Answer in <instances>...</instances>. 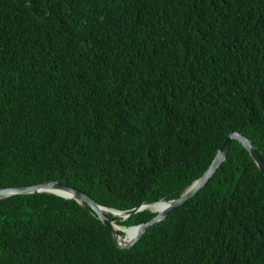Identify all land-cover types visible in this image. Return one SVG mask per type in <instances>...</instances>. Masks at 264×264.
Listing matches in <instances>:
<instances>
[{
	"label": "trees",
	"instance_id": "1",
	"mask_svg": "<svg viewBox=\"0 0 264 264\" xmlns=\"http://www.w3.org/2000/svg\"><path fill=\"white\" fill-rule=\"evenodd\" d=\"M232 131L264 161V0H0V187L176 198ZM0 264H264V174L231 140L128 249L73 199L6 197Z\"/></svg>",
	"mask_w": 264,
	"mask_h": 264
},
{
	"label": "water",
	"instance_id": "2",
	"mask_svg": "<svg viewBox=\"0 0 264 264\" xmlns=\"http://www.w3.org/2000/svg\"><path fill=\"white\" fill-rule=\"evenodd\" d=\"M232 139L237 140L244 147L249 157L254 161L258 169L264 174V161L261 159L250 139L238 131H232L224 139L214 158L203 174L193 180L178 197L171 200H166L164 198L157 200H145L133 208L121 210L101 205L92 199L88 194L71 185L62 183L58 180H50L43 183L26 186L0 187V201L12 195L37 193L52 194L64 199H73L83 208H90L95 213L97 218L105 226L110 228L113 240L119 248H130L135 244V242L140 238L147 228L163 221L171 211L184 205L188 199L192 198L201 188L206 185L207 181L212 177L217 168H219L220 164L225 160L229 151V144ZM151 206H159L160 209L153 211L150 208ZM142 210H149L151 212H155V214L145 222H141L136 225L124 226L126 228H137V233L134 238L126 241L125 237L121 236L118 233V230L114 228L113 220H111L108 216L119 217L121 220H125L127 217Z\"/></svg>",
	"mask_w": 264,
	"mask_h": 264
},
{
	"label": "bare ground",
	"instance_id": "3",
	"mask_svg": "<svg viewBox=\"0 0 264 264\" xmlns=\"http://www.w3.org/2000/svg\"><path fill=\"white\" fill-rule=\"evenodd\" d=\"M153 211H157L160 209L159 206H151L150 207ZM114 223V228L117 229V230H122L124 232V237L126 239V241H129L131 239L134 238V236L136 235L137 233V228L136 227H129V228H126V227H123L121 225H118L116 224L115 222ZM121 224V223H120ZM128 225V224H127Z\"/></svg>",
	"mask_w": 264,
	"mask_h": 264
},
{
	"label": "clouds",
	"instance_id": "4",
	"mask_svg": "<svg viewBox=\"0 0 264 264\" xmlns=\"http://www.w3.org/2000/svg\"><path fill=\"white\" fill-rule=\"evenodd\" d=\"M244 136H245V135H244ZM232 140H234V139H232ZM236 141H237V140H236ZM250 141H251V140H250ZM251 143H252V142H251ZM229 145H230V144H229ZM242 147H243V146H242ZM243 148H244V147H243ZM256 151H257V150H256ZM248 156H249V155H248ZM252 161H253V160H252ZM253 162H254V161H253ZM220 165H221V164H220ZM257 168H258V167H257ZM194 180H195V179H194ZM42 183H43V182H42ZM37 184H38V183H37ZM184 189H185V188H184ZM184 189H183V190H184ZM183 190H182V191H183ZM43 194H44V193H43ZM51 195H52V194H51ZM179 195H180V194H179ZM61 198H62V197H61ZM160 198H164V199H166V200H167V199H169V200L174 199V198H166V197H160ZM160 198H154V199H150V200H157V199H160ZM141 203H142V202H141ZM138 205H139V204H138ZM107 207H108V206H107ZM112 208H114V207H112ZM132 208H133V207H132ZM85 209H90V208H85ZM90 210H91V209H90ZM91 211H92V210H91ZM142 211H143V210H142ZM92 212H93V211H92ZM139 212H140V211H139ZM153 213H155V212H153ZM94 214H95V213H94ZM115 218H118L120 221H124V220H121L119 217H115ZM127 218H128V217H127ZM127 218H126V219H127ZM126 219H125V220H126ZM113 222H115L116 224L121 225V226H123V227H124V226H130V225H125V224H119V223H117V222L114 221V220H113ZM132 225H136V224H132ZM144 232H145V231H144ZM118 233H119L121 236H124V232H123L122 230H118ZM111 235H112V234H111ZM141 236H142V235H141ZM141 236H140V237H141ZM138 240H139V239H138ZM138 240H137V241H138ZM135 243H136V242H135ZM116 246H117V245H116ZM117 247H118V246H117ZM131 247H132V246H131ZM131 247H130V248H131ZM125 249H128V248H125Z\"/></svg>",
	"mask_w": 264,
	"mask_h": 264
}]
</instances>
